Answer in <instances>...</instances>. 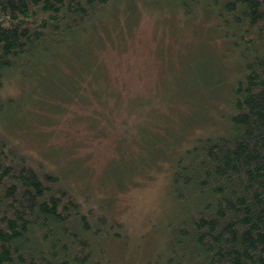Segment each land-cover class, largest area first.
<instances>
[{
	"label": "trees",
	"instance_id": "1",
	"mask_svg": "<svg viewBox=\"0 0 264 264\" xmlns=\"http://www.w3.org/2000/svg\"><path fill=\"white\" fill-rule=\"evenodd\" d=\"M148 4L206 35L202 46L215 48L205 76L179 82L200 100L212 90L213 102L195 126L183 125L181 142L185 131L205 123L216 88L227 81L229 87L227 107H217L225 112L224 127L195 136L172 167L170 232L155 264H264V0H0V264H102L100 239L118 234L110 229L120 227L117 216L107 219L92 208L89 197L75 194L80 185L43 167L42 156L14 139L8 124L16 123L28 95H8L3 86L14 75L34 90H50L46 82L56 80L64 99L76 93L79 103L97 104L87 126L101 124L104 137L113 109L123 107L109 82L115 51L106 45ZM121 7L125 23L113 33L107 24ZM222 53L228 58L221 66ZM177 102L166 101L170 109ZM152 114L157 130H147L146 121L117 135L116 149L127 160L121 174L151 165L177 143L168 128L181 116Z\"/></svg>",
	"mask_w": 264,
	"mask_h": 264
},
{
	"label": "rangeland",
	"instance_id": "2",
	"mask_svg": "<svg viewBox=\"0 0 264 264\" xmlns=\"http://www.w3.org/2000/svg\"><path fill=\"white\" fill-rule=\"evenodd\" d=\"M142 9L136 20H129L132 22L129 27L117 36L113 34L106 45L115 51L110 56L109 82L123 101V107L113 109L114 121L106 127L108 132L104 137L99 136L101 124H97L98 129L87 126L88 116L97 114V104L79 103L80 95L76 93L71 99H64L56 80L46 82L50 90L39 85L34 90L33 85L14 75L3 86V92L8 95H28L23 112L13 118L16 123L8 124L14 139L25 149L42 156L43 167L54 166L60 176L80 185L82 189L75 194L81 198L82 195L86 199L89 197L92 208L101 210L107 219L112 213L117 216L120 227H109L118 234L113 235L111 231L112 235L100 239L104 251L100 258L102 264L157 263L165 237L170 232L174 204L170 185L172 167L185 146L195 142V136L224 127L222 118L226 116L224 110L228 104L227 81L224 87L216 88L217 104L213 105V110L212 106L208 108V118L202 121L205 123L185 131L180 141L179 131L183 125L195 126V120L205 114L206 106L213 102H208L212 90L209 94L205 92L200 100L194 89L185 94L179 82L205 76L210 57L215 58V48H209L207 44L202 46L200 40L204 42L206 35L202 38L192 29L189 31L187 23H182L179 18H169L163 7L148 4ZM118 10V19L107 24L113 33L121 30L125 23L121 18L124 10L122 7ZM222 57L224 59L218 61L221 66L227 64L228 58L225 53ZM169 99L178 101L172 109L166 103ZM218 106L224 110L220 111ZM158 111L181 116L168 128L169 136L178 139L177 143L169 149L164 146L163 151L168 150L166 154L157 157L151 165H143L127 175L121 174L127 160L116 149L117 135L125 133L123 130L129 126L132 130L138 123L144 128L149 122L147 130H157L154 126L158 124L157 114L152 112ZM128 144L135 152L137 145L130 140ZM50 148L58 151L50 152ZM100 244L98 242L96 247Z\"/></svg>",
	"mask_w": 264,
	"mask_h": 264
}]
</instances>
